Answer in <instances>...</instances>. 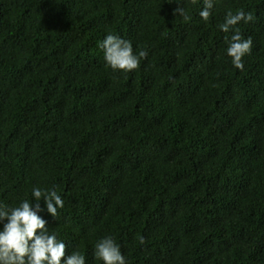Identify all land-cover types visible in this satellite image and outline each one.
<instances>
[{
    "label": "trees",
    "instance_id": "obj_1",
    "mask_svg": "<svg viewBox=\"0 0 264 264\" xmlns=\"http://www.w3.org/2000/svg\"><path fill=\"white\" fill-rule=\"evenodd\" d=\"M201 6L0 0V202L55 187L46 226L85 264L105 235L128 264H264V0ZM228 9L254 17L242 71ZM109 32L147 50L137 69L105 66Z\"/></svg>",
    "mask_w": 264,
    "mask_h": 264
},
{
    "label": "clouds",
    "instance_id": "obj_2",
    "mask_svg": "<svg viewBox=\"0 0 264 264\" xmlns=\"http://www.w3.org/2000/svg\"><path fill=\"white\" fill-rule=\"evenodd\" d=\"M176 2L179 5L180 0ZM185 2L183 0V5ZM216 3L217 0H201L202 6L198 11L201 21L208 22ZM174 14L186 21L190 19L184 6L174 9ZM253 19L251 12L228 9L223 22L218 25L221 32H231L225 55L230 58L231 65L240 71L244 69L242 58L251 52L252 39L242 37L236 26L241 21L247 24ZM97 46L102 50L105 66L113 72H132L148 55L146 49L134 52L130 39L111 32L106 33ZM31 198V201L22 198L11 207L0 202V264H85L84 254L79 250L66 254L65 242L58 238L57 232L50 231L46 226L48 221L43 214L56 220L58 209L64 207V200L55 187L45 189L34 185ZM92 255L101 264H128L111 235L95 242Z\"/></svg>",
    "mask_w": 264,
    "mask_h": 264
}]
</instances>
